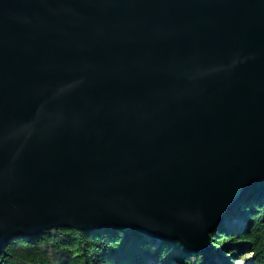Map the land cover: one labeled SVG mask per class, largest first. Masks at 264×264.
<instances>
[{
	"label": "water",
	"instance_id": "95a60500",
	"mask_svg": "<svg viewBox=\"0 0 264 264\" xmlns=\"http://www.w3.org/2000/svg\"><path fill=\"white\" fill-rule=\"evenodd\" d=\"M264 183V0H0V254L123 229L213 257Z\"/></svg>",
	"mask_w": 264,
	"mask_h": 264
},
{
	"label": "trees",
	"instance_id": "16d2710c",
	"mask_svg": "<svg viewBox=\"0 0 264 264\" xmlns=\"http://www.w3.org/2000/svg\"><path fill=\"white\" fill-rule=\"evenodd\" d=\"M228 224L211 233L219 258L251 254L264 264V183L244 196L242 208L226 217ZM239 223L231 229L232 222ZM0 264H214L202 254H189L179 243L156 242L123 229L77 232L54 229L32 239L15 238L0 254Z\"/></svg>",
	"mask_w": 264,
	"mask_h": 264
},
{
	"label": "rangeland",
	"instance_id": "374dc122",
	"mask_svg": "<svg viewBox=\"0 0 264 264\" xmlns=\"http://www.w3.org/2000/svg\"><path fill=\"white\" fill-rule=\"evenodd\" d=\"M243 201V200H242ZM242 208V203H241V205L237 208V210L236 211H240V209ZM236 211H234V212H236ZM234 212H232V213H234ZM232 213H230V214H232ZM229 214V215H230ZM228 215V216H229ZM227 216V217H228ZM228 224V221H227V219H226V222L224 223V225H227ZM231 226V229H233V228H237L238 226H239V223H237V222H232L231 224H230ZM223 226V225H222ZM222 226H221V228H222ZM221 228L220 229H218V232L221 230ZM118 230V229H117ZM211 245H212V249H213V256L214 257H216V259L217 260H211V258H210V260L214 263V264H253V259H252V257H251V254H245V253H241V254H238V252H236V251H233L232 252V255H237V257H235V260H233V261H231V260H229L230 258H231V256H227V259H222V258H219L218 257V255L216 254V251H215V249H214V246H213V244H212V242H211ZM187 252V251H186ZM189 254H191L190 252H188ZM203 255V254H202ZM204 256H206V255H204ZM207 258H208V256H206ZM209 259V258H208Z\"/></svg>",
	"mask_w": 264,
	"mask_h": 264
},
{
	"label": "bare ground",
	"instance_id": "6f19581e",
	"mask_svg": "<svg viewBox=\"0 0 264 264\" xmlns=\"http://www.w3.org/2000/svg\"><path fill=\"white\" fill-rule=\"evenodd\" d=\"M250 192H251V191H250ZM250 192H249V193H250ZM243 200H244V197H243ZM38 236H39V235H38ZM34 237H37V236H34ZM34 237H32V238H34ZM32 238H27V239H32ZM10 241H11V240H10ZM8 242H9V241H8ZM208 258L210 259L209 256H208ZM211 260H217V259H216V257L213 256V257L211 258Z\"/></svg>",
	"mask_w": 264,
	"mask_h": 264
}]
</instances>
